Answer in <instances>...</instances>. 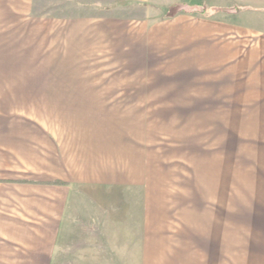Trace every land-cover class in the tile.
Listing matches in <instances>:
<instances>
[{
	"label": "rangeland",
	"instance_id": "1",
	"mask_svg": "<svg viewBox=\"0 0 264 264\" xmlns=\"http://www.w3.org/2000/svg\"><path fill=\"white\" fill-rule=\"evenodd\" d=\"M191 6L8 0L0 110L118 127L177 264H264V8L217 21Z\"/></svg>",
	"mask_w": 264,
	"mask_h": 264
},
{
	"label": "crops",
	"instance_id": "2",
	"mask_svg": "<svg viewBox=\"0 0 264 264\" xmlns=\"http://www.w3.org/2000/svg\"><path fill=\"white\" fill-rule=\"evenodd\" d=\"M183 1L217 21L264 8L263 0ZM14 17L0 14V23ZM82 117L85 125L69 112L0 110V264H177L176 249L147 222L146 180L127 140Z\"/></svg>",
	"mask_w": 264,
	"mask_h": 264
},
{
	"label": "trees",
	"instance_id": "3",
	"mask_svg": "<svg viewBox=\"0 0 264 264\" xmlns=\"http://www.w3.org/2000/svg\"><path fill=\"white\" fill-rule=\"evenodd\" d=\"M172 8H174V9H176V7H172ZM170 10V9H169ZM172 16V15H171Z\"/></svg>",
	"mask_w": 264,
	"mask_h": 264
}]
</instances>
